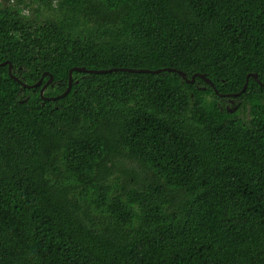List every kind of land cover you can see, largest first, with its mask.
I'll list each match as a JSON object with an SVG mask.
<instances>
[{"label":"trees","instance_id":"16d2710c","mask_svg":"<svg viewBox=\"0 0 264 264\" xmlns=\"http://www.w3.org/2000/svg\"><path fill=\"white\" fill-rule=\"evenodd\" d=\"M0 264H264V0H0ZM111 67L178 72L73 71ZM204 87V88H203Z\"/></svg>","mask_w":264,"mask_h":264},{"label":"water","instance_id":"95a60500","mask_svg":"<svg viewBox=\"0 0 264 264\" xmlns=\"http://www.w3.org/2000/svg\"><path fill=\"white\" fill-rule=\"evenodd\" d=\"M3 65H7V69H8V74L14 79V80H17V81H20L18 79V77H16L15 75H13L12 73V63L9 61V60H5L3 62L0 63V66H3ZM73 71H80V72H86V73H106V72H112V71H130V72H150V73H159V72H162V71H175V72H178L187 82H194L195 80V77L198 76L200 78H202L207 84H209L210 86H212L215 90V92H217L213 82L208 78L206 77L204 74H201V73H196V74H193L191 75V78L188 79L186 77V74L178 69H175V68H170V67H164V68H158V69H154V70H151V69H143V68H127V67H111V68H107V69H88L84 66L80 67V66H74L72 68L69 69V79H68V84L65 88V90L61 93V94H58V95H55V96H43V91L45 90V88L52 83L53 81V76L50 72L48 71H45L40 79L38 81H36L35 83L33 84H27V83H24V82H21L22 86L23 87H36V86H39L44 78L45 75H48V78L47 80L42 84L39 92H40V95L41 97L44 99V100H55V99H58V98H62L64 97L65 95L68 94V92L71 90L72 88V85H73V77H72V72ZM253 77L259 84H261L262 86H264V83H262L259 78H258V74L255 73V72H252V73H249L247 76H246V80L242 86V88L236 92V93H231V94H222V96L224 97H228L229 98V102L232 104L231 107H228L227 106V110L229 112H234L239 103H235L234 101V98L233 97H236V96H239L240 94H242L246 87H247V84H248V80H249V77ZM204 88V87H203Z\"/></svg>","mask_w":264,"mask_h":264},{"label":"rangeland","instance_id":"374dc122","mask_svg":"<svg viewBox=\"0 0 264 264\" xmlns=\"http://www.w3.org/2000/svg\"><path fill=\"white\" fill-rule=\"evenodd\" d=\"M238 107H239V105H238Z\"/></svg>","mask_w":264,"mask_h":264}]
</instances>
